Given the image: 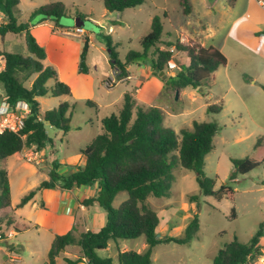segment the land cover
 I'll list each match as a JSON object with an SVG mask.
<instances>
[{"label":"trees","instance_id":"1","mask_svg":"<svg viewBox=\"0 0 264 264\" xmlns=\"http://www.w3.org/2000/svg\"><path fill=\"white\" fill-rule=\"evenodd\" d=\"M234 1V0H232ZM145 0H103L108 12L122 13L128 8L138 7ZM20 0H0V11L7 19L0 27V36L7 34H24L25 43L30 53L24 56L18 53L0 51V60L4 66L0 70V86L10 104L19 100L27 101L31 106L26 126L20 133L6 132L0 134V161L21 152L24 148H45L52 140L48 136L46 123L68 132L71 128L69 119L65 118L69 109L74 108L69 102H64L53 110L41 113L38 97H59L71 95L69 85L57 81L53 88L47 87L50 79H56L57 73L53 67H45L43 60L46 50L39 44L29 30V23H19L16 11ZM184 15L192 13L191 0H180ZM33 15L44 18L58 19L68 17L67 8L61 2L41 6L33 11ZM83 19L87 15L81 12L75 14ZM57 26V25H56ZM64 28V27H60ZM163 22L156 15L152 19L151 30L141 40L142 52L130 51L125 62L121 61L108 37L110 62L118 71V79L127 76V64L139 62L141 57L147 59L152 49L154 57L150 60L152 72L159 76L161 71L167 74L172 61L180 70L175 76L162 79L165 87L172 90L210 88L213 85V73L227 64L226 56L216 47H206L196 41L175 43L168 42L169 49L162 50ZM90 40L85 38L79 61V73L88 74L87 64ZM173 49V50H172ZM183 53L185 56L175 54ZM33 74H38L30 88L25 86V80ZM161 79V77H160ZM164 87V88H165ZM222 105H209V114H219ZM104 132L98 134L82 151L86 158L83 166H76L70 175L61 174L59 164L55 162L49 172V178L38 187L24 195L18 207L25 206L41 190L53 189L59 186L64 189L98 184L96 197L84 200V205L98 204L107 214L105 225L99 231H87L76 237L73 231L56 235L48 252L47 264H57V258L71 245H78L82 255L76 259L65 258L66 264H152L153 247L163 242L188 243L197 237L199 232L198 216L195 214L186 227L182 239H158L157 228L159 216L150 208L146 201L150 196L167 197L173 186V168L179 163L183 168L195 172L200 195L190 196V202L199 203L203 197H215L234 201L235 189L232 183L239 176L245 175L264 164V140L257 139L253 154L244 159H231L233 171L229 182L214 189L215 181L205 174L206 156L213 150V139L222 129L217 122L194 121L192 129H182L178 134L173 128L164 125V113L158 106L137 105L130 93L124 94L123 106L117 114H112L103 120ZM178 151V155L172 153ZM126 191L128 198L118 208L113 202L118 193ZM12 206L11 187L6 172H0V217L5 216L6 209ZM231 215L236 216L235 209ZM12 220V219H11ZM12 224V222H11ZM16 231L25 230V225H14ZM144 236L148 247L143 252L127 250L118 252L117 263L112 258H102L97 251L108 249L111 240L136 239ZM264 236V225L248 243L241 242L237 237L221 248L214 258V264H252L263 255L259 245Z\"/></svg>","mask_w":264,"mask_h":264},{"label":"rangeland","instance_id":"2","mask_svg":"<svg viewBox=\"0 0 264 264\" xmlns=\"http://www.w3.org/2000/svg\"><path fill=\"white\" fill-rule=\"evenodd\" d=\"M54 2L64 4L68 17L51 19L53 24L59 23L64 30L82 28L85 36H90L89 32H91L93 35L91 34L90 37L96 46L99 42L106 43L107 36L104 33L110 25H113L116 32L108 36L115 43L120 44L116 52L121 58H126L125 55L130 51L142 52L141 40L150 32L152 18L156 15L161 16L163 20V41L159 44L162 50L169 49L167 41L175 43L178 40L182 41L185 37H191L204 43L206 47L218 48L227 59L229 58L226 66L214 72L215 85L212 88H206L203 92L196 90L195 97L190 96L191 88H188L183 96L180 92L177 95L175 90L167 94L170 88L165 87L160 97H155V90L150 88L147 99L152 104L151 106H164V125L173 128L178 134L182 129H192L194 121L217 122L222 126L213 139V150L205 159V174L215 181V190L229 182V176L233 171L231 159H244L251 156L256 140L260 137L264 140V99L260 98L244 105L237 94H247L240 87L244 84L243 71L253 73L252 69L248 68L250 66L248 62L238 60L239 45L246 43L249 46L247 51L251 53L256 47L255 40L250 36L254 29L253 24L247 18L242 17L246 10L252 12L258 10L253 0H234V2L232 0H191L193 10L190 15L182 13L179 0H145L141 6L126 9L124 11L125 20L119 21H116L115 12L106 13L107 15L102 18L101 14L105 9L103 0H20L16 18L21 23L31 25L44 18L42 15H33V11ZM78 11L83 14L90 12L92 18L106 21V25L97 26L90 20L76 16ZM165 12L168 13V18L163 17ZM3 50L24 56L30 55L24 34H8L4 38L0 36V51ZM175 54L183 57L180 53L175 52ZM153 58L155 57L151 49L147 59L141 57L139 63L150 64ZM3 66L4 62L0 60V70ZM131 69L137 75L135 65ZM168 70L171 74L178 72L177 63L172 61ZM152 74L160 78L153 72ZM19 75L25 80V86L29 87L28 82L32 80L31 77L26 80L22 73ZM108 77H114L113 71ZM94 79V76L88 78L89 82H93ZM228 79L236 85L237 92L229 89ZM123 86L126 85L123 84ZM119 89L120 86L116 90ZM2 90L0 86V92ZM50 98L43 99L44 108L55 105V99ZM72 103H74L72 115L65 116L73 126L68 137L57 128L46 125L49 136L56 142L55 155H60L59 161L63 166L66 163L65 156L84 149L86 143L84 131H78L75 125L84 126L82 118L84 111L90 109L89 104L80 98L73 99ZM209 105H222V110L216 115L209 114L207 112ZM21 152L23 155V151ZM172 155L177 156L178 151H174ZM36 168L35 164L24 158L21 159L19 153L0 161V172L4 171L8 175L15 204L19 203L22 196L32 187L44 181L45 176L42 172H33ZM62 168L63 171L72 169L71 166ZM172 174L174 180L169 196L160 198L150 196L146 201V204L159 216V226L156 231L158 237H163L161 230L165 229L168 234L167 239L184 238L186 227L195 214L198 216L200 229L197 237L188 243L163 242L153 247L152 264H214V258L219 250L233 241L235 237L243 243H248L259 230L260 224L264 225V164L248 174L239 176L235 183H232L235 189L234 201L225 197L222 199L203 197L199 203L190 202V196L200 195L195 172L183 168L178 163L173 168ZM64 175H70V172ZM127 198L126 191L118 193L113 207L118 208ZM38 203V210L46 216L45 224L21 230L13 239L7 237V228L11 227V221L2 222L4 218L0 217V233L4 235L0 246L5 247L11 243L9 248L13 252L12 257L19 258L15 262L9 260V264H47L53 237L62 230L57 225V219H52L50 215L54 209L53 206L48 204L43 207L40 205V200ZM233 208L236 212L235 217L231 215ZM20 215L27 219L28 215H31V220H36V214L31 207L21 209ZM88 223L91 224V220L88 219ZM52 226L54 230H51ZM142 239L144 240V237ZM142 239H122L118 244L111 241L108 249L97 251V253L100 257L112 258L117 263L118 247L129 245L137 250ZM259 245L262 247L263 255L258 256L252 264H264V236L260 238ZM81 255L80 246H68L65 252L57 258V264H66L65 258L76 260ZM86 263L84 261L80 264Z\"/></svg>","mask_w":264,"mask_h":264},{"label":"crops","instance_id":"3","mask_svg":"<svg viewBox=\"0 0 264 264\" xmlns=\"http://www.w3.org/2000/svg\"><path fill=\"white\" fill-rule=\"evenodd\" d=\"M192 10H193V6H192ZM106 13H113V12H108L105 8L104 12L101 14L102 18L107 15ZM115 13L117 15L116 21L125 20L124 19L125 12L122 13L115 12ZM86 15H87L86 19L90 20L93 24L97 26L106 25V21L92 18L91 17L92 14L90 12L86 13ZM163 17L168 18V13L165 12ZM242 17L247 18L253 24L254 29L251 31L250 36L255 40V44H256L253 53L247 51L249 50V46L246 45V43H244V45H239L238 60L242 62L243 61L248 62L250 64L248 68L249 70L251 68L252 69L251 72H253V73H248L246 71H243L244 84H241L240 87L243 89L244 92H247V94L239 95V93H237L240 98V101L244 105H246L249 102L252 103L260 98L264 99V11L261 10L259 7L258 10H254V12L250 10H246L243 12ZM29 26H30L29 27L30 32L34 35V37L37 39L39 44L43 46L46 50V58L43 60L44 66L53 67L57 73V78L50 79L47 82V87L53 88L57 80L69 85L71 88V95H63L59 97H52V96L38 97L37 100L40 103L41 113L44 114L47 111L58 108V106L64 102H69L71 105H74V103H72L73 99L80 98L86 100L88 102L87 104H89L90 109L88 111H84V115L82 118L84 126L81 127L80 125H75V128L78 131L80 132L84 131V138L86 139L84 149L88 144L91 143V141L98 134L104 132L103 120L112 114H117L119 110L122 108L125 93H130L132 97L135 99L137 105H143L147 107L152 105L149 101H147V99L149 98L148 91L150 88H153L155 90L156 92L155 97L162 96V93L165 91L164 90L165 83L162 81V78L160 79L154 76L152 74L151 65L145 62L142 63L135 62L134 64L133 63L127 64L126 65L127 76L118 79L114 84V86L112 87L105 86L104 82L106 81V78L109 79L110 77L108 76L110 75V72L114 70L110 62V55L108 49V37H109L108 35L112 36L116 32V29L114 28L113 25H110L113 26V31H109V27H110L109 26L106 32L104 33V35L107 36L106 43L99 42L98 46L95 45L94 41L90 37L92 34L91 32H89L90 36H85V34L83 36L66 35L64 34V28H60L62 26H60L59 23L53 24L52 20L49 18H41L37 22L32 23L31 25L29 24ZM86 37H88L90 40V49L87 59L89 73L81 74L79 73V61H80V54L82 51L83 43ZM111 41H112V45L116 46V48L118 45H120L119 43H115V41L113 40ZM188 41H196L200 43V41L196 39H192L191 37H185L182 39V42H188ZM168 42L171 41H167L166 43ZM201 44L204 45V43ZM180 54H182V56H185V54L183 53ZM118 57L121 61L125 62L124 59L126 58H121L119 55ZM228 59H227V64H228ZM133 65H135L137 69V75L134 74V72L131 69ZM177 69L180 70V67L177 66ZM175 74L176 73L171 74V72L168 70L166 75L168 78L169 76H175ZM37 76L38 74H33L31 76L32 80L28 82L29 85L28 88L32 86ZM90 76H94L95 79L93 82H89L88 78ZM213 77H214L213 85L210 88H212L215 85L216 78L214 73H213ZM100 83L101 85H99ZM123 84H125L126 86H123ZM228 84L230 90L237 92L236 91L237 87L232 82L231 79H228ZM119 86L120 89L116 90ZM188 88H191L190 96L192 97H195L194 92L196 90L198 92H203L204 90H206V88L205 89L202 88V90H199V89H193L192 87H187L182 90H175V92L178 91L181 93V95L185 96V92L187 91ZM78 91L81 93H79ZM167 92H168L167 94L172 93V89H169ZM49 97L55 99L56 101L55 105H52L51 107L48 108H44L43 99ZM158 107L164 110V106L160 105ZM72 112H73L72 108L69 109L68 112L66 113V116H71ZM46 125L49 124L46 123ZM49 127H53V126L50 124ZM72 128L73 126L71 125L70 130L66 133L60 129L58 130L61 133H63L64 136L68 137V134L72 131ZM47 133L49 136L48 129H47ZM56 135L59 138L57 132ZM84 149H79L76 152H71L67 154L65 156L66 163L63 166L62 163L59 161L60 155L58 154L55 155L57 146H56V142L52 140L51 143L46 144L45 148L37 149V151L40 153L42 157V163L36 166L37 168L33 169V172L36 171L42 172V174L45 176L44 179L45 181L49 178V172L51 171L53 164L57 162L60 165L59 171L61 174H66L68 172H70L71 174L74 172L76 166H83L85 164L86 158L82 154V151ZM19 154L21 155V159H23L22 152H19ZM68 166H71L72 169L63 171L62 167L68 168ZM42 182L36 184L29 191L38 187ZM9 183H10L11 195H12V185L10 181ZM98 187H99L98 184L95 183L93 185L74 187L72 189H64L59 186H56L53 189H44L39 191L34 196V198L23 207H18L20 202L15 204L12 197V206L6 209L5 212L4 211L1 212V214L6 213L5 216L2 217L4 218L2 222H6V221L12 222L11 227L7 229L8 232L9 231L14 232L15 234L14 237L16 236L17 232H20V231H16V229L14 228L15 224L25 225L26 229L33 226L39 227L41 225H44L46 222V216L43 214V212L38 210L39 207L38 201L40 200L41 206L45 207V205L49 204L52 205L54 208L50 215L52 219L53 218L57 219V225L62 230L60 233L55 234L54 237L56 235H63L69 231H73L76 237H79L82 233L87 232L89 230L95 232L99 231V229H101L106 223L107 220L106 211L98 204L89 205V206L84 205V200L97 196ZM26 207H31L34 210V213L36 214L35 221L31 220V215H28L29 216L28 219L27 217L25 218L22 215H20V210ZM189 207L190 206H188V208ZM88 219L91 220V224L88 223ZM51 230H54L53 226L51 227ZM161 236L163 237L159 238L157 235L158 239L167 238L166 236H168V234L165 229L161 230ZM142 237L144 236L138 237L134 240L142 239ZM111 241L109 242L108 248L111 245L110 244ZM141 241L142 242L140 247H138V249L135 250L137 252H143L148 247L145 237L144 240L142 239ZM115 243L116 244L121 243V240ZM10 245L11 243H9L5 247L0 246V264H9L8 261L9 260L11 261L13 252L10 250L11 248H9ZM119 250L127 251L134 249H132V247L128 245L122 248L118 247V252Z\"/></svg>","mask_w":264,"mask_h":264},{"label":"built area","instance_id":"4","mask_svg":"<svg viewBox=\"0 0 264 264\" xmlns=\"http://www.w3.org/2000/svg\"><path fill=\"white\" fill-rule=\"evenodd\" d=\"M256 5L264 11V0H254ZM7 19L2 11H0V27L6 24ZM109 31H113V26L109 27ZM64 34L70 36H83L85 31L82 28H73L64 30ZM173 50V49H172ZM114 77H110L104 84L107 87H112L118 80V71L113 70ZM31 113V106L27 101L19 100L15 104H10L4 92H0V134L6 132L20 133L24 130L29 114ZM23 158L38 166L42 163V157L36 148H24ZM14 232L9 231L8 238L14 237ZM4 239V235L0 233V241ZM19 260L18 257H12L11 261Z\"/></svg>","mask_w":264,"mask_h":264},{"label":"water","instance_id":"5","mask_svg":"<svg viewBox=\"0 0 264 264\" xmlns=\"http://www.w3.org/2000/svg\"><path fill=\"white\" fill-rule=\"evenodd\" d=\"M164 73H165L164 71H161V72L159 73V76H160L162 79H166V78H167V75L164 74ZM201 90H202V88H201ZM177 95H178V91H177ZM47 124L50 125V122H47Z\"/></svg>","mask_w":264,"mask_h":264}]
</instances>
